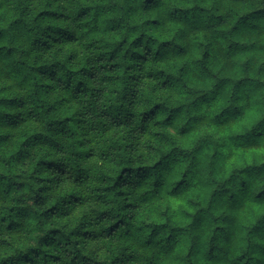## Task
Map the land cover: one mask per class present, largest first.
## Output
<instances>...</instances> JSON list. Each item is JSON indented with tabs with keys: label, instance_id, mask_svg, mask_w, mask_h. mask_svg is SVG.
Instances as JSON below:
<instances>
[{
	"label": "clouds",
	"instance_id": "1",
	"mask_svg": "<svg viewBox=\"0 0 264 264\" xmlns=\"http://www.w3.org/2000/svg\"><path fill=\"white\" fill-rule=\"evenodd\" d=\"M0 264H264V0H0Z\"/></svg>",
	"mask_w": 264,
	"mask_h": 264
}]
</instances>
